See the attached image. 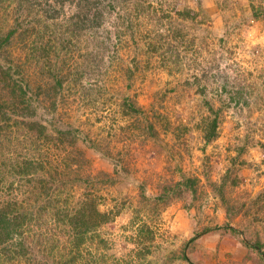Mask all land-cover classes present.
I'll return each mask as SVG.
<instances>
[{
	"label": "rangeland",
	"instance_id": "obj_1",
	"mask_svg": "<svg viewBox=\"0 0 264 264\" xmlns=\"http://www.w3.org/2000/svg\"><path fill=\"white\" fill-rule=\"evenodd\" d=\"M54 1L0 0V35L14 31L0 62L18 69L33 98L44 94L33 119L48 132L37 147L28 125H19L6 153L44 160V175L56 165L79 169V179L61 177L60 206L77 203L90 176L99 208L111 217L88 233L77 264H264V245L255 246L264 242V206L257 210L264 198V0H126L148 6L126 23L127 4L118 0L114 10ZM162 5L169 16L160 17ZM216 116V137L205 144L203 127ZM59 128L74 135L60 141ZM189 177L195 190L177 189ZM19 178L5 179L0 203L15 199L30 210L47 202L51 189L30 199ZM166 188L179 195L158 202ZM56 208L28 228V257L10 263L59 264L64 249L52 243L68 238L70 225L55 220ZM144 223L154 231L153 251L139 259Z\"/></svg>",
	"mask_w": 264,
	"mask_h": 264
},
{
	"label": "trees",
	"instance_id": "obj_2",
	"mask_svg": "<svg viewBox=\"0 0 264 264\" xmlns=\"http://www.w3.org/2000/svg\"><path fill=\"white\" fill-rule=\"evenodd\" d=\"M63 1L66 0H55L53 4L62 3ZM86 1H87L88 9L90 7L98 8L99 4H101L105 8L107 7L109 10H114L118 6L117 0H86ZM125 1L126 0H118V3H123V5L127 4V8H126L127 11L125 12L127 16L123 23H126L127 20H129L127 22H130L131 21L130 19L134 17V15L135 17H138L139 13L145 12V10L148 7L143 5V3H140L141 1L133 2L132 5H130L128 1L127 2ZM149 6H152V4H149ZM159 9L161 10L162 13L160 17L169 16V14H167L168 12H166V8H164L163 5ZM100 10L101 9H97V11L99 12ZM99 12H97L96 18H90L89 21L93 23L96 22L98 19L97 16H99ZM47 27L51 28L49 25H47ZM65 29H66L65 32L67 33L68 32L67 29H69V26H66ZM49 30L51 33V29ZM13 32L14 31L11 30L5 35H0V52H6L5 47L11 43V36ZM52 47H53L52 44L47 43L44 50L48 53V50ZM164 55H165L164 52H161L162 64L166 66L167 56ZM15 71L18 72V69L15 68ZM15 71L13 70V66L11 64H5L0 62V80H2L3 84L5 85L2 88L6 90V93L0 96V189L4 188V184H6L4 181L5 179H7L9 175H14L18 173V175H20L21 177L19 178V181L20 182L25 181L24 186L29 187V189L27 190L29 192L28 198L38 199L40 197H43V194L44 193L48 194L50 189H51V194L50 193L48 194L49 198L47 199L46 203H42L41 205L40 203L29 205V206L36 205V207L40 205L37 207V209L33 208L27 210L26 207H23L21 205L22 203L20 201L15 199H9L7 201H3L2 203H0V264H15L16 262L15 263H10V262L14 260L17 261L18 260L16 259L17 257H28L29 251L32 249L30 246H32L31 244H33V241L28 239L29 237L26 236V232L28 228H30L31 225H33V223L39 220L46 219L45 216L49 213L46 210L48 206L51 208L57 207L56 210L52 213V215L56 216L54 217L55 220H57L58 222H62L65 221V219H67L68 224L70 225L69 229L65 230L68 234V238H66L64 241H61L57 238L52 243V245H60L64 249V252L59 253V255L61 256L60 259L61 261L59 262V264H70V263L77 264L78 263L77 261L79 259H82L81 247L87 241L88 233L91 231H95L96 229L99 228L100 225L107 222L110 219L111 214L99 208L96 199V193L92 192L90 189V186H92L93 183H91L90 176L88 174L85 175L84 178L88 182V188L87 191H85L82 194V197L79 199V201L74 204H67L70 202L66 199L64 200L65 206H60L57 204L59 203V198L57 199V191L59 185H61V182L63 181L61 177H65V175H69L74 179H79L78 176H74L75 171L76 170L79 171V169L70 167L68 170H66V168H68L71 165L66 166V168L61 166L59 167V165L58 166L56 165L55 168L53 169L54 173H51L49 171L47 175H44L42 173V170L44 169L43 166L44 160L42 159L38 160L37 158L30 157L27 155L24 157L18 156L15 157V159L12 158L11 156H8L6 151L7 149H9L10 143L11 141L15 142V139L12 137V134L14 133L15 129L16 130L19 129V125H23V124L28 125L30 134L34 136V138L31 136L33 138L32 140H34V144L38 145L37 147H39L43 143V141H41L40 139L42 137H47L46 135L48 134V132L46 131L47 126L33 119L37 111V105L35 104V100L39 99V96L42 94V92L40 91V93H36L35 94L36 97L33 98V95L30 94L32 93L31 92L33 89L32 86L30 85L29 82L23 80V78L20 75L19 77L16 76ZM54 74L55 76L58 77V74H56L55 71H52L51 75ZM195 80L198 81V78H195ZM62 82H63L62 79H58L59 84L62 85ZM195 83H197V85L201 84L199 82H195ZM38 87L41 89L43 88L42 85L41 86L39 85ZM200 91L202 93L205 92L204 86L200 85ZM125 106L126 107L128 106L130 109H132L133 107V110L135 112H138L139 110L136 107L134 108L132 103L128 104V102H125ZM15 114L18 116H15ZM217 128H218V119L216 116V118H212L207 123V125L203 127L205 144L212 141L216 137ZM153 129L154 126L150 125L149 126L150 135L152 133L154 134V131H151ZM44 130L46 131V133H44ZM8 134H11V137H9ZM69 135H74L73 129L71 128L58 129L57 138L60 141L61 139H63V137L67 139ZM64 145L66 148V144ZM239 148L240 151H244L245 146L243 145ZM13 149L14 152L16 151L17 154L22 155L17 148H13ZM68 172H70L71 174H69ZM230 172L231 170L229 169L227 173L224 175L225 177L221 184V187H224V185L227 183L228 179L230 178ZM23 174H25L26 176L25 180L22 178ZM13 181L14 180H12L10 184H13ZM53 181L54 182L58 181L59 184H55V186H53L52 184ZM195 181H196L195 178L189 177L183 181L177 182L176 187L178 186L177 187L178 189L183 184L184 186L194 191L195 183H196ZM231 182L233 184L236 183L235 180H232ZM67 185L71 187V185H69L68 182ZM167 190L168 188H166L163 194L158 198V202L159 201L166 202L167 200L166 197H168V195L169 196L179 195V193L168 194ZM261 198H259L258 200H260ZM222 200H223L222 204L228 203V200L223 198ZM41 201L42 199H40L39 202ZM262 202L263 204L259 205L257 210H261L263 208L264 198H262ZM153 238H154V231L150 228V226L146 225L145 223L142 224L139 233V243H141L140 249L138 250L139 259H146L147 255L153 251V249L151 248L152 247L151 241L153 240ZM44 240L42 239L41 236L40 243L43 244ZM104 241H105L104 238L100 239V242H104ZM69 243L72 244V247L69 246ZM263 245L264 242H262L260 238L255 242V246L257 248L261 249ZM51 254L54 255V252H51ZM184 258L188 259L186 255L184 256Z\"/></svg>",
	"mask_w": 264,
	"mask_h": 264
}]
</instances>
